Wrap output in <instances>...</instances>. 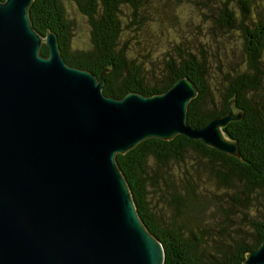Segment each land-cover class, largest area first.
<instances>
[{"label":"water","instance_id":"water-1","mask_svg":"<svg viewBox=\"0 0 264 264\" xmlns=\"http://www.w3.org/2000/svg\"><path fill=\"white\" fill-rule=\"evenodd\" d=\"M34 1L0 0V264H164L117 155L182 135L239 158L224 128L243 112L191 127L188 77L159 95L105 96V73L70 66L58 36L34 29ZM244 264H264V242Z\"/></svg>","mask_w":264,"mask_h":264},{"label":"trees","instance_id":"trees-1","mask_svg":"<svg viewBox=\"0 0 264 264\" xmlns=\"http://www.w3.org/2000/svg\"><path fill=\"white\" fill-rule=\"evenodd\" d=\"M67 1L87 21L86 47L73 48L74 21L65 0H35L30 7L32 25L43 37L48 31L58 36L70 66L98 78L105 73V96L159 95L188 77L198 90L188 106L191 127H203L231 111L243 112L240 121L224 128L237 142L239 158L182 135L171 141L148 139L116 158L137 212L163 245L164 264H244L246 255L264 242V0H187L184 13L193 30L188 42L193 40L198 56L180 43L161 76L154 74L152 65L146 67L149 61L142 57L147 55L126 38L131 29L140 33L154 8L146 0ZM153 23L157 24L153 20L148 25ZM231 32L243 39L244 56L225 54L224 70L222 36ZM40 53L48 56V47L43 44ZM172 166L186 169L183 194L176 192L180 186L173 183ZM158 193H171L174 222L151 208L150 196Z\"/></svg>","mask_w":264,"mask_h":264},{"label":"rangeland","instance_id":"rangeland-1","mask_svg":"<svg viewBox=\"0 0 264 264\" xmlns=\"http://www.w3.org/2000/svg\"><path fill=\"white\" fill-rule=\"evenodd\" d=\"M146 1L154 8H151L150 15H148L147 19L144 20V27L140 28V33L138 34L132 32L133 29H131V32L128 31L129 33L126 34V38L128 39L129 44L141 55H147L145 58L142 57V59L149 61L145 64L146 67L149 68L150 65H152L155 72L154 74L161 76L162 71L163 74L166 72L167 60H169L170 57L176 56L177 46L180 45V43H184L183 48H192V51H194L197 56L198 53L196 52V49H193V40L188 42L192 37L193 30L187 16L184 13V10L188 9L187 0ZM184 2L185 5L182 6ZM213 3H215V0H213ZM65 6L68 17L70 15L74 21L73 48L77 49V47H86L89 42V30L86 19L78 11V9L72 7L67 0H65ZM127 11H131V8ZM236 11L239 12L237 7ZM194 13H196L194 17L197 19L199 13L196 11ZM153 20H155L157 24L153 23L151 27L148 24ZM174 21L176 23H174ZM222 42L225 44L226 49L224 52H220V64L222 65V69L226 70L228 60L226 59L225 54L230 57L234 56L235 58L244 56L243 39L240 37L239 33L231 32L228 35L222 36ZM191 43L192 46L189 47L188 45H191ZM190 166L195 167V164ZM171 169L175 172L173 176V183L180 186L176 192L183 194L184 186L187 184V182L183 179L185 177L186 169L180 166L176 168L172 166ZM191 170L193 171L194 169L192 168ZM202 176L204 179L207 178V175H204L203 173ZM230 193L233 194L232 191H230ZM170 194L171 193L164 195L160 193H158V195L152 194L149 201L152 204L151 208L154 209L156 213L160 212V216H164L168 221L173 220L174 222L176 205L172 202L173 198ZM163 200H167V203ZM171 218L173 219L171 220ZM179 221L180 220L176 218V222Z\"/></svg>","mask_w":264,"mask_h":264}]
</instances>
